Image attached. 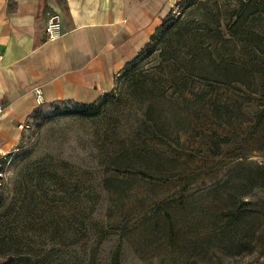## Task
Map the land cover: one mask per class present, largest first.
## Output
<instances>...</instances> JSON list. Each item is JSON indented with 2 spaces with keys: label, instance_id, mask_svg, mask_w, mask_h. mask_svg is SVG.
<instances>
[{
  "label": "rangeland",
  "instance_id": "rangeland-1",
  "mask_svg": "<svg viewBox=\"0 0 264 264\" xmlns=\"http://www.w3.org/2000/svg\"><path fill=\"white\" fill-rule=\"evenodd\" d=\"M112 91L0 152V264H264V0H177Z\"/></svg>",
  "mask_w": 264,
  "mask_h": 264
},
{
  "label": "crops",
  "instance_id": "crops-1",
  "mask_svg": "<svg viewBox=\"0 0 264 264\" xmlns=\"http://www.w3.org/2000/svg\"><path fill=\"white\" fill-rule=\"evenodd\" d=\"M176 1L0 0V152L16 146L39 106L111 90ZM51 18L60 25L53 38Z\"/></svg>",
  "mask_w": 264,
  "mask_h": 264
},
{
  "label": "built area",
  "instance_id": "built-area-1",
  "mask_svg": "<svg viewBox=\"0 0 264 264\" xmlns=\"http://www.w3.org/2000/svg\"><path fill=\"white\" fill-rule=\"evenodd\" d=\"M59 22L58 20L51 18L45 26V32H47L49 38H53L58 36L59 34ZM36 96L39 99L41 97V93L39 90H36ZM1 103H0V110H1Z\"/></svg>",
  "mask_w": 264,
  "mask_h": 264
},
{
  "label": "trees",
  "instance_id": "trees-1",
  "mask_svg": "<svg viewBox=\"0 0 264 264\" xmlns=\"http://www.w3.org/2000/svg\"><path fill=\"white\" fill-rule=\"evenodd\" d=\"M114 92L115 91H112L110 94H111V96L110 95H106V97L105 98H103L101 101L99 100V101H97V99L96 100H94V101H91V102H77V101H74V102H76L77 103V105H78V107L81 109V110H84L85 112H89V110L91 109V108H98L101 104H102V102H107V99L109 98L110 100V102L111 101H113V99H112V96L114 95Z\"/></svg>",
  "mask_w": 264,
  "mask_h": 264
}]
</instances>
